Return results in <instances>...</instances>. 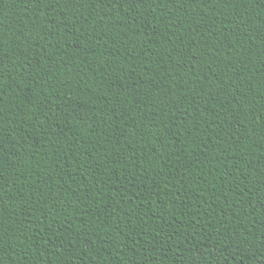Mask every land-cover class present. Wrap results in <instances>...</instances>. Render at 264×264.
Wrapping results in <instances>:
<instances>
[{
	"label": "trees",
	"instance_id": "1",
	"mask_svg": "<svg viewBox=\"0 0 264 264\" xmlns=\"http://www.w3.org/2000/svg\"><path fill=\"white\" fill-rule=\"evenodd\" d=\"M264 0H0V264H264Z\"/></svg>",
	"mask_w": 264,
	"mask_h": 264
},
{
	"label": "snow or ice",
	"instance_id": "2",
	"mask_svg": "<svg viewBox=\"0 0 264 264\" xmlns=\"http://www.w3.org/2000/svg\"><path fill=\"white\" fill-rule=\"evenodd\" d=\"M261 38L264 39V34L261 35Z\"/></svg>",
	"mask_w": 264,
	"mask_h": 264
}]
</instances>
